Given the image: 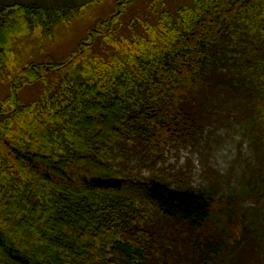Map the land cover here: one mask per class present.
<instances>
[{
	"label": "trees",
	"instance_id": "1",
	"mask_svg": "<svg viewBox=\"0 0 264 264\" xmlns=\"http://www.w3.org/2000/svg\"><path fill=\"white\" fill-rule=\"evenodd\" d=\"M109 1L56 60L104 0H0V264H264V0ZM230 119L254 157L239 187L171 174L168 148Z\"/></svg>",
	"mask_w": 264,
	"mask_h": 264
},
{
	"label": "rangeland",
	"instance_id": "2",
	"mask_svg": "<svg viewBox=\"0 0 264 264\" xmlns=\"http://www.w3.org/2000/svg\"><path fill=\"white\" fill-rule=\"evenodd\" d=\"M72 1V0H64ZM74 3L84 4L90 0H73ZM182 2L188 0H168V5L173 9ZM114 9V2L104 0V4L92 10L91 23L84 24L76 22L71 27H60L57 34L56 44L53 46V57L56 60H62L68 54L82 46L83 40L88 35V27L95 23V18L106 17L110 10ZM55 79L45 84H37L27 87L22 91L21 99L23 104H32L41 101L45 96L44 88L52 86ZM6 84L0 81V98H4L8 93ZM219 123L215 130H211L206 141L207 147L201 152H197L190 147L181 148L179 150L168 148L165 157V164L171 171L183 172L185 180L193 187L210 186L209 180L217 181L220 184L221 194L229 195L231 188L239 187L237 184V176L245 168L246 160L254 161L252 147L248 139L247 131L240 124ZM48 125H52L51 122ZM38 129H41L38 123ZM7 155L8 152H5ZM163 165H158L156 170L162 169ZM144 175L149 177L151 172L144 169ZM152 210L145 209V214L152 215ZM182 264V263H179Z\"/></svg>",
	"mask_w": 264,
	"mask_h": 264
}]
</instances>
